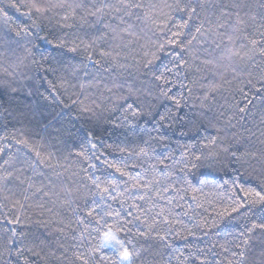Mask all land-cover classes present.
<instances>
[{"label":"trees","instance_id":"1","mask_svg":"<svg viewBox=\"0 0 264 264\" xmlns=\"http://www.w3.org/2000/svg\"><path fill=\"white\" fill-rule=\"evenodd\" d=\"M0 149V264H264V0H0Z\"/></svg>","mask_w":264,"mask_h":264},{"label":"snow or ice","instance_id":"2","mask_svg":"<svg viewBox=\"0 0 264 264\" xmlns=\"http://www.w3.org/2000/svg\"><path fill=\"white\" fill-rule=\"evenodd\" d=\"M32 7H34L36 9V11H43L44 9L40 6H38L37 4H33ZM183 10V9H181ZM99 11V10H98ZM196 11L195 8H191V13H194ZM91 15H96L95 12L91 13ZM191 18V14L190 17ZM181 27H186V25H182ZM197 31H199V29H197ZM255 43V42H253ZM76 49H72V51H75ZM102 55H104V53H102ZM89 59H91V57H89ZM159 79V77H158ZM164 95H167V93H164ZM177 106L179 105V101L176 102ZM20 143H26V141H20ZM0 151H2V149H0ZM233 156H235V153L232 154ZM246 195H252V193H246ZM255 195L257 197H259V200L256 202L259 203H264V196H261L260 193H255ZM240 207H243V205H237V207H234L232 209V212H236L239 210ZM92 213L89 212V215H91ZM18 222V219L17 221ZM9 223H13V221H10ZM256 229H260L262 231H264V223H253L251 228L247 229V233H241V236H245L247 235V238L244 239L242 241V244H237L236 248H241L242 246H248L250 244L251 241V233H253ZM14 231V230H13ZM262 243H264V241H262ZM104 244L107 245H111V246H118L117 251H118V259L120 261V264H131V260L132 257L134 255L133 252H131L127 247L124 246V241L120 240L117 238V236L111 231H107L104 233ZM225 251H227V249H225ZM18 255H22L23 254V250H18L17 251ZM261 255L264 256V251L261 252ZM234 257L238 256V259L236 261V264H244L245 261V257H246V253L244 251H241L239 253L234 252L233 253ZM25 264H27V261H25ZM85 264H87V262L85 261ZM229 264H233L232 261H229Z\"/></svg>","mask_w":264,"mask_h":264},{"label":"rangeland","instance_id":"3","mask_svg":"<svg viewBox=\"0 0 264 264\" xmlns=\"http://www.w3.org/2000/svg\"><path fill=\"white\" fill-rule=\"evenodd\" d=\"M103 239H104V236H103ZM106 246V245H105ZM107 247H110V248H112V249H114V250H116L117 251V248H118V246H111V245H107ZM118 252V251H117Z\"/></svg>","mask_w":264,"mask_h":264}]
</instances>
